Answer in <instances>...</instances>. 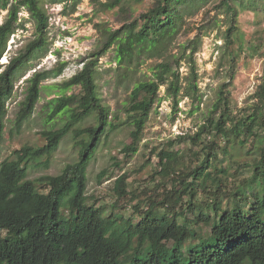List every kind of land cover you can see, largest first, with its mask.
<instances>
[{
    "label": "trees",
    "instance_id": "trees-1",
    "mask_svg": "<svg viewBox=\"0 0 264 264\" xmlns=\"http://www.w3.org/2000/svg\"><path fill=\"white\" fill-rule=\"evenodd\" d=\"M48 1L65 8L70 4L73 12L83 2L0 0V9L7 10L0 25V61L12 35L23 27L22 8L36 27V38L7 64H0V155L17 72L48 47ZM129 1L90 0L96 13L116 12L121 26L101 30L98 48L83 60L77 74L57 85L62 94L47 103V121L65 113L68 122L43 131V146H24L14 152L13 159L0 162V264H264V76L255 101L240 109L234 108L229 89L234 67L244 52L238 41V11L264 9V0L220 3L230 20L226 40L238 48H231L230 79L220 86L204 121L194 134L178 137L179 142L196 149L198 165H188L173 150L172 140L157 154L155 174L170 185L161 200L150 196L147 209H142L139 195L129 190L126 174L115 182L114 203L100 204L88 196L89 163L107 130L123 123L104 104L97 82L98 65L110 50L115 49V60L122 67L142 56L166 58L151 66V78L137 83L129 95L125 113L132 127V143L123 149L127 156L139 151L151 112L162 101V87L176 113L183 98L197 105L202 102L195 61L198 38L180 45L178 54H172L171 48L185 26L187 11L203 0H150V6L139 14L129 8ZM182 61L190 65L187 76L180 72ZM64 66L36 71L27 79L16 118L18 130L36 110L43 83L53 74L60 75ZM74 87L78 91L68 95L66 91ZM91 115L96 117L95 125L74 128ZM70 133L79 148V160L60 175L29 180L28 165L44 161L47 167ZM239 147L255 148L258 156L252 162L230 159V150ZM201 194L205 196L199 202ZM137 201L134 214L125 216L123 202L132 205Z\"/></svg>",
    "mask_w": 264,
    "mask_h": 264
},
{
    "label": "rangeland",
    "instance_id": "rangeland-1",
    "mask_svg": "<svg viewBox=\"0 0 264 264\" xmlns=\"http://www.w3.org/2000/svg\"><path fill=\"white\" fill-rule=\"evenodd\" d=\"M222 1L203 0L189 9L185 15V26L171 48L172 54H178L180 45L198 38L199 50L195 54V61L202 94L201 104H193L189 98H183L176 113L172 100L166 98V88L162 87L160 92L162 101L153 108L139 151L134 155L127 156L123 153V149L132 143L130 135L132 127L126 119L125 106L135 85L151 78V66L166 58L142 56L122 67L117 64L115 49H112L101 59L97 74L100 96L104 104L111 109L112 115H119L123 123L114 130H107L89 163L87 194L93 201L100 204L114 203L115 182L125 174L129 178V190L139 195L142 209H147L150 196L152 199L161 200L170 185L165 184V181L155 174L159 169L157 154L167 149L172 140L175 142L173 150L179 151L188 165L193 167L198 165V158L194 155L196 149L179 142L178 137L196 132L197 126L204 121L205 115L215 103L220 86L230 79L231 48H238V44L231 46L226 40L230 20L220 7ZM128 6L139 14L150 6V0L143 3L130 0ZM47 8L51 15L48 47L34 55L17 72L15 93L7 104L8 115L1 144L0 162L13 159L14 152L24 146H43L45 144L41 135L43 131L59 129L68 122L69 115L65 113H61L52 121H47V103L62 94L57 85L63 84L77 74L83 67V60L98 48L101 30H115L121 26L116 12L96 13L90 0H83L75 12L72 11L70 4L65 8L64 4H53L51 1H48ZM6 15L7 10L0 9V25ZM19 17L23 27H19L12 35L7 53L0 64H7L21 48L36 38L35 22L27 10L22 8ZM238 25L240 29L238 41L241 40L244 52L234 67V80L229 86L232 104L236 109L255 101L254 95L264 76V9H239ZM252 47L256 49L255 52ZM189 54L190 50L187 51V55ZM62 64L65 65L63 72L60 75H51L43 83L41 99L36 110L18 130L16 118L20 103L25 98L27 79L36 71L57 70ZM180 72L183 76L189 74L190 65L187 61L181 62ZM76 91L78 88L74 87L66 93L72 95ZM96 123L95 115H91L74 125V128H86ZM230 152V159L244 162H252L258 156V151L251 147L232 148ZM230 159H227L229 167ZM78 160L79 148L75 145L73 133H70L64 138L47 167L44 161L28 165V179L60 175L67 165ZM103 172H106L105 175H102ZM204 196L201 194L198 201H203ZM137 203L138 201L128 205L123 202L121 211L130 217L134 214Z\"/></svg>",
    "mask_w": 264,
    "mask_h": 264
}]
</instances>
